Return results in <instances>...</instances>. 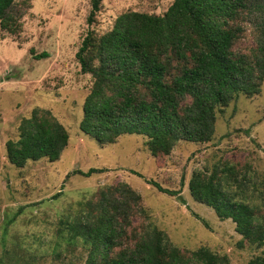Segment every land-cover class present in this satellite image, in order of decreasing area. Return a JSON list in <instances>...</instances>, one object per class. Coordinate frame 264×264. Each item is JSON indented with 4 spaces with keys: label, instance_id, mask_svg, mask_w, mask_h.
<instances>
[{
    "label": "trees",
    "instance_id": "obj_1",
    "mask_svg": "<svg viewBox=\"0 0 264 264\" xmlns=\"http://www.w3.org/2000/svg\"><path fill=\"white\" fill-rule=\"evenodd\" d=\"M13 2L0 0V28L8 32L19 27L18 15L10 13ZM100 2L89 0L87 25ZM244 23L252 29L253 46L247 52L234 51ZM74 57L79 71L91 78L78 129L98 144L113 143L124 133L140 134L150 155H167L180 140L209 141L215 112L237 94L251 96L259 90L264 0H172L160 15L124 11L106 32L95 35L88 29ZM67 139L65 128L48 110L33 109L20 119L17 137L6 140L5 158L16 168L27 160L54 161ZM248 179L232 164L216 163L209 170L194 169L187 189L219 219L233 222L239 246L243 241L263 246L247 264H264V219L248 200ZM148 182L168 195L179 193ZM140 201L125 183L106 185L95 201L86 202L70 220H61L59 230H65L67 244L82 249V264H229L226 255L205 246L180 249L150 221L133 224L134 215H147Z\"/></svg>",
    "mask_w": 264,
    "mask_h": 264
},
{
    "label": "rangeland",
    "instance_id": "obj_2",
    "mask_svg": "<svg viewBox=\"0 0 264 264\" xmlns=\"http://www.w3.org/2000/svg\"><path fill=\"white\" fill-rule=\"evenodd\" d=\"M171 1L101 0L87 25L89 0H14L10 13L18 15L19 27L0 28V264H82V249L67 244L60 221L70 220L95 201L100 188L115 183L141 197L147 215H134L132 223L150 221L180 249L205 246L226 255L229 264H247L262 251L245 241L239 246L233 222L194 201L187 182L194 169L230 163L249 178L248 200L264 219V74L255 94H237L215 112L209 141L180 140L167 155H150L140 134L98 144L78 129L91 78L79 71L74 53L86 31L100 35L128 10L160 15ZM243 29L234 51L253 46L250 25ZM42 52L46 55L37 58ZM33 109L50 112L65 128L67 144L57 160H27L16 168L7 162L4 144L17 137L20 119ZM88 168L102 171L72 173ZM148 180L179 193L158 191Z\"/></svg>",
    "mask_w": 264,
    "mask_h": 264
}]
</instances>
